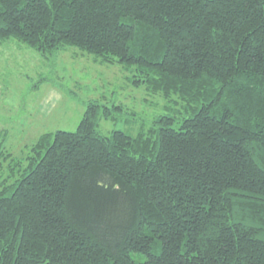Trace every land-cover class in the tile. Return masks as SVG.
<instances>
[{
	"label": "trees",
	"instance_id": "1",
	"mask_svg": "<svg viewBox=\"0 0 264 264\" xmlns=\"http://www.w3.org/2000/svg\"><path fill=\"white\" fill-rule=\"evenodd\" d=\"M4 39L118 62L166 110L103 133L123 107L89 99L10 158L0 264H264V0H0Z\"/></svg>",
	"mask_w": 264,
	"mask_h": 264
},
{
	"label": "rangeland",
	"instance_id": "2",
	"mask_svg": "<svg viewBox=\"0 0 264 264\" xmlns=\"http://www.w3.org/2000/svg\"><path fill=\"white\" fill-rule=\"evenodd\" d=\"M91 56L69 45L42 54L25 43L0 41V140L11 154L9 159L0 157V179L8 173L10 158L25 162L40 133L73 130L89 99L123 107L116 120H100L103 133L114 127L135 133L141 121L147 124L165 112L162 96L130 82V71L120 63Z\"/></svg>",
	"mask_w": 264,
	"mask_h": 264
}]
</instances>
